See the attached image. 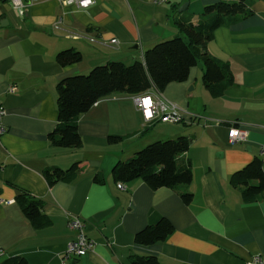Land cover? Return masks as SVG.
Here are the masks:
<instances>
[{"label": "crops", "instance_id": "0c3cea01", "mask_svg": "<svg viewBox=\"0 0 264 264\" xmlns=\"http://www.w3.org/2000/svg\"><path fill=\"white\" fill-rule=\"evenodd\" d=\"M23 1L28 7L21 15L0 0L6 129L0 135V264L16 256L29 264H131L135 255L154 256L162 264H246L264 255V202L245 204L230 183L255 158L264 160V0H246L253 15L218 29L208 43V53L228 63L234 75L235 84L223 96L213 98L206 90L200 62L188 81L161 93L183 110L182 123L147 124L134 96L114 94L81 116L83 145L77 150L49 140L58 124L59 82L110 62H142L148 50L179 34L176 18L192 15L197 21L203 8L219 0H95L88 10L56 0ZM71 49L81 53V61L61 65L58 55ZM232 128L247 133L234 145ZM113 136L123 141L111 142ZM181 136L193 138L185 155L193 168L190 205L179 193L152 190L142 180L118 188L112 176L118 162ZM75 163L81 169L75 182L48 184L46 170ZM97 176L103 183L95 182ZM19 190L44 202L49 227H32L15 202ZM74 217L85 224L93 246L87 255L64 261L76 239L69 229ZM161 219L173 224V234L159 244H137L136 234Z\"/></svg>", "mask_w": 264, "mask_h": 264}, {"label": "trees", "instance_id": "16d2710c", "mask_svg": "<svg viewBox=\"0 0 264 264\" xmlns=\"http://www.w3.org/2000/svg\"><path fill=\"white\" fill-rule=\"evenodd\" d=\"M246 0H219L204 8L197 21L192 15L175 19L179 34L171 40L157 44L148 50L144 60L131 65L110 62L94 68L86 75L67 77L58 84V124L49 135L52 146L77 150L83 145L78 122L82 115L90 111L100 101L114 95H144L152 89L164 90L173 83L188 81L190 72L200 62L203 63V84L213 98H218L235 84L232 69L228 63L220 61L208 53V43L215 32L239 20L253 15ZM81 53L71 49L58 55L63 65L78 64ZM111 142H122L123 137L113 136ZM191 139L181 136L177 139L157 141L135 153L126 161L118 162L112 170L117 182L129 183L142 180L152 190L169 189L180 194L184 204L193 202V194L187 189L193 181L191 160L185 155L191 147ZM79 163L70 168L48 169L44 177L48 184L73 183L80 175ZM101 176L96 183H103ZM230 183L239 190L245 204L264 202V160L255 158L242 169L232 174ZM34 229H43L52 224L44 212V202L19 190L15 200ZM174 232L168 219H161L136 234L139 245L159 244ZM131 264H162L154 256H132ZM1 264H29L16 256Z\"/></svg>", "mask_w": 264, "mask_h": 264}, {"label": "built area", "instance_id": "2783aa9c", "mask_svg": "<svg viewBox=\"0 0 264 264\" xmlns=\"http://www.w3.org/2000/svg\"><path fill=\"white\" fill-rule=\"evenodd\" d=\"M13 5L14 9L21 15L25 14L28 5L23 0H8ZM41 0H30L31 3H36ZM63 7L75 6L82 10H88L95 4V0H56ZM165 1V0H163ZM111 44L119 46V41L113 39ZM135 103L138 109L143 113L144 120L147 124L159 121L162 123L177 125L183 122L184 112L178 105L163 98L160 92L146 93L144 95L134 97ZM5 110L0 105V135L4 134L6 129L4 126ZM246 132L232 128L230 130L229 138L232 145L241 142L246 137ZM118 188L124 190L125 184L123 182L118 183ZM69 229L76 233L75 241L68 244L66 253L64 255L65 260H72L75 257H83L91 251L93 243L87 237L85 232V224L78 217L71 218L69 222ZM246 264H264V255H255Z\"/></svg>", "mask_w": 264, "mask_h": 264}, {"label": "water", "instance_id": "95a60500", "mask_svg": "<svg viewBox=\"0 0 264 264\" xmlns=\"http://www.w3.org/2000/svg\"><path fill=\"white\" fill-rule=\"evenodd\" d=\"M188 6H189V4L186 3V4L180 9V12H184V11L187 9ZM192 139H193V138H192ZM192 139H191V142H192Z\"/></svg>", "mask_w": 264, "mask_h": 264}, {"label": "rangeland", "instance_id": "374dc122", "mask_svg": "<svg viewBox=\"0 0 264 264\" xmlns=\"http://www.w3.org/2000/svg\"><path fill=\"white\" fill-rule=\"evenodd\" d=\"M184 5H185V4H184ZM184 5H183V6H184ZM203 11H204V8H203ZM203 11H202V12H203ZM202 12H201V13H202ZM201 13H200V14H201ZM195 18H196V20H197V18H199V16H195ZM92 70H93V69H92ZM92 70H91V71H92ZM91 71H89V73H90ZM201 80H202V79H201ZM202 82H203V80H202ZM159 125H160V124H159Z\"/></svg>", "mask_w": 264, "mask_h": 264}]
</instances>
